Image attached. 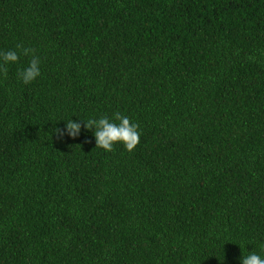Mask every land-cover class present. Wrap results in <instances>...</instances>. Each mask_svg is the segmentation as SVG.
<instances>
[{"label": "trees", "instance_id": "16d2710c", "mask_svg": "<svg viewBox=\"0 0 264 264\" xmlns=\"http://www.w3.org/2000/svg\"><path fill=\"white\" fill-rule=\"evenodd\" d=\"M0 264L264 258V0H0ZM139 125L106 152L67 120Z\"/></svg>", "mask_w": 264, "mask_h": 264}, {"label": "clouds", "instance_id": "9594fccd", "mask_svg": "<svg viewBox=\"0 0 264 264\" xmlns=\"http://www.w3.org/2000/svg\"><path fill=\"white\" fill-rule=\"evenodd\" d=\"M21 55L30 57L28 67L20 69L17 73L18 79L27 85L41 75L40 58L32 48L17 44L15 50L0 51V73L7 78V65L17 63ZM82 127L89 131L95 129L93 135L96 148L106 152L113 151V146L117 143H122L128 151H133L140 142L139 125L120 112L114 113L111 118L102 116L99 119L80 121L70 119L64 129L56 128L55 132L60 136L67 135L75 139L80 135ZM241 264H264V258L256 252H250L247 256H242Z\"/></svg>", "mask_w": 264, "mask_h": 264}]
</instances>
